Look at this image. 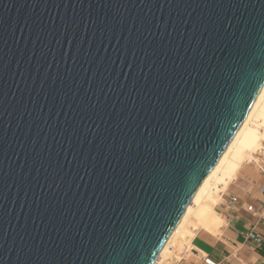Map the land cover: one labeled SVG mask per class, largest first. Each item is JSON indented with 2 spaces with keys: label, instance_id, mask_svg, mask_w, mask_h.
I'll return each mask as SVG.
<instances>
[{
  "label": "water",
  "instance_id": "obj_1",
  "mask_svg": "<svg viewBox=\"0 0 264 264\" xmlns=\"http://www.w3.org/2000/svg\"><path fill=\"white\" fill-rule=\"evenodd\" d=\"M264 85V0H0V264H151Z\"/></svg>",
  "mask_w": 264,
  "mask_h": 264
},
{
  "label": "crops",
  "instance_id": "obj_2",
  "mask_svg": "<svg viewBox=\"0 0 264 264\" xmlns=\"http://www.w3.org/2000/svg\"><path fill=\"white\" fill-rule=\"evenodd\" d=\"M227 185L217 204L223 222L218 234L199 231L189 250L181 255L178 264H205L203 256H210L217 264H264V243L257 246L246 240V233L254 231L264 238V175L252 164ZM236 174V176H237ZM235 197L233 206L229 198Z\"/></svg>",
  "mask_w": 264,
  "mask_h": 264
},
{
  "label": "bare ground",
  "instance_id": "obj_3",
  "mask_svg": "<svg viewBox=\"0 0 264 264\" xmlns=\"http://www.w3.org/2000/svg\"><path fill=\"white\" fill-rule=\"evenodd\" d=\"M262 147H264V85L226 149L197 187L183 215L151 264L161 262V257L169 252L171 241L177 238L178 244L182 245L183 242L191 241L199 231L219 232L223 222L217 209V204L221 200L220 193L236 177L241 165L251 160L254 152Z\"/></svg>",
  "mask_w": 264,
  "mask_h": 264
},
{
  "label": "built area",
  "instance_id": "obj_4",
  "mask_svg": "<svg viewBox=\"0 0 264 264\" xmlns=\"http://www.w3.org/2000/svg\"><path fill=\"white\" fill-rule=\"evenodd\" d=\"M253 155L254 157H252V159L249 160L248 163L252 164L256 169H258L264 175V147L258 149L256 152H254ZM222 193L223 192H221L220 194L222 195ZM235 202H236L235 197L229 198V204L231 205V207ZM246 240L254 242L257 246L264 243V238L259 234L255 233L254 231H248L246 233ZM180 260L181 257L178 260H175L173 264H178ZM202 261L205 264H217V262L213 260L210 256H203Z\"/></svg>",
  "mask_w": 264,
  "mask_h": 264
},
{
  "label": "rangeland",
  "instance_id": "obj_5",
  "mask_svg": "<svg viewBox=\"0 0 264 264\" xmlns=\"http://www.w3.org/2000/svg\"><path fill=\"white\" fill-rule=\"evenodd\" d=\"M246 162H247V161H246ZM246 162H244V164H243V168L239 171V173H242V171H244V169L248 166V164H247ZM238 175H239V174H237L236 177H238ZM233 180H234V179H233ZM233 180H232V182H233ZM232 182H231L230 185L228 186L229 188H230ZM220 201H221V200H220ZM220 201H219V202H220ZM210 233L218 234L217 232H213V231H210ZM177 240H179V238H177V239L171 241L170 248H169V252H167V253H168V256H166L167 253H166L165 255H163V256L161 257V262H159L158 264H173V262H174L175 260H178V259L181 257V255L184 253V251H185L186 249L189 250L190 245H191V241L183 242L182 245H179V244H178L179 242H178ZM175 242H176V243H175ZM188 243H189V244H188ZM172 250H173V251H172ZM164 256H166V257H164Z\"/></svg>",
  "mask_w": 264,
  "mask_h": 264
}]
</instances>
